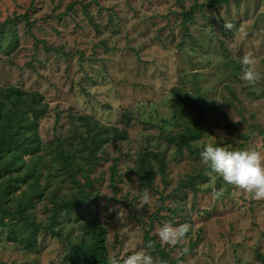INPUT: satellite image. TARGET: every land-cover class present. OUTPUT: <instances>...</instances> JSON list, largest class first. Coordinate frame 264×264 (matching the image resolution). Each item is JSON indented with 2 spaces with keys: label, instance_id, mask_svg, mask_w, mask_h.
<instances>
[{
  "label": "rangeland",
  "instance_id": "1",
  "mask_svg": "<svg viewBox=\"0 0 264 264\" xmlns=\"http://www.w3.org/2000/svg\"><path fill=\"white\" fill-rule=\"evenodd\" d=\"M195 2L202 6L187 21ZM208 2L0 0V91L39 93L44 110L40 150L26 152L12 173L21 179L8 202L14 209L24 201L29 220L10 221L16 237L0 226V264H70L93 220L106 229L110 264L143 253L163 264L146 236L173 264H264V200L210 176L199 157L206 142L264 154V0ZM245 56L261 74L252 86L241 79ZM83 115L126 134L83 163L91 181L85 203L52 222V197L80 191L48 145L63 142L82 160ZM197 122L202 135L189 146L167 141ZM144 152L162 159L145 162L154 165L150 184L136 168ZM33 167L42 194L32 195L33 178H23ZM8 176L1 171L0 182ZM165 228L182 236L163 242Z\"/></svg>",
  "mask_w": 264,
  "mask_h": 264
},
{
  "label": "trees",
  "instance_id": "2",
  "mask_svg": "<svg viewBox=\"0 0 264 264\" xmlns=\"http://www.w3.org/2000/svg\"><path fill=\"white\" fill-rule=\"evenodd\" d=\"M228 1L229 0H209L206 5H221L228 3ZM200 6L202 5L195 2L186 12L185 19L187 21H192L194 19V13ZM18 91V94L15 89L0 91V172L4 171L9 174L6 180L0 182V226H8L15 237L16 233L19 232V226L10 221L14 219L26 221L29 220V215L26 211L27 205L21 199L18 200L17 198L14 209L8 205L11 199H16V197L13 198V194H11L12 189L16 187L15 180L21 179L20 176H12V173L21 170L22 166L19 162L23 160V156L26 152L30 151L31 153H35L37 150H40L41 142L36 133V126L40 115L44 113L43 108L36 106L37 104H41L39 101L41 95L39 93H27L23 96L20 93L21 91ZM82 123L87 132L86 136H82L79 142L80 151L84 152L81 154L82 160L77 158L72 149L66 148L63 142L62 145L57 147H55L53 143L48 145L55 153L53 156L54 160L60 162L61 169L70 175V178L74 180L76 183L75 185L80 191L78 197L75 199L64 200V197L62 199L56 196L52 197V203L55 209L54 215L51 217L52 222L58 219L57 215L60 210H75L85 203L86 192L84 188L90 187L91 181L88 178L87 170L84 171L83 163L96 161L98 159L99 149L102 145L108 141L121 139L126 134V130H121L117 127H106L98 121L91 120V117L88 115H83ZM201 132L202 125L200 122H197L194 127L189 126L182 133H178L174 136H167V141L182 148L200 139L202 135ZM7 155H10L11 159H9L10 157ZM149 156L162 161L156 154L149 152L141 153L138 156L136 168H139V171H137V173L139 175L142 174L141 176L145 177L148 184H150L151 181L150 175L154 173L152 169L154 165L146 166L145 163ZM37 165H39V163H37ZM34 166H36V163ZM35 172L36 169L33 167L23 176L24 180L26 178H33V184L30 190L32 195L36 193L42 194L43 192L38 184L39 178L37 177L34 179ZM81 172H83V175L87 178L85 183L80 182L77 176ZM115 172L116 171L113 169V173ZM47 176L49 177L50 174H47ZM32 223L35 224L33 221ZM22 237L30 241V236H25L22 233ZM146 237L148 242L155 246L157 253L160 254L162 263L173 264L169 253L161 248L160 244L155 241V238ZM70 264H110L109 253L106 248V229L100 225L99 221L93 220L89 240L87 242L83 241L80 245H75L72 248Z\"/></svg>",
  "mask_w": 264,
  "mask_h": 264
},
{
  "label": "clouds",
  "instance_id": "3",
  "mask_svg": "<svg viewBox=\"0 0 264 264\" xmlns=\"http://www.w3.org/2000/svg\"><path fill=\"white\" fill-rule=\"evenodd\" d=\"M225 28H231V25L225 23ZM240 64L241 79L250 86L255 85L261 74L253 69L254 60L245 56ZM199 157L210 176H218L226 184L251 193L254 199L264 200V154L258 150L228 148L223 143L206 142ZM213 195L218 196L219 193L214 189ZM166 231L165 228L160 232V238L168 244L175 243L182 236V233L166 235ZM111 264H116V261L112 260ZM126 264H154V260L148 253L135 254L127 258Z\"/></svg>",
  "mask_w": 264,
  "mask_h": 264
}]
</instances>
